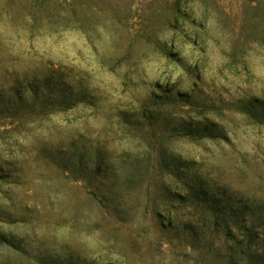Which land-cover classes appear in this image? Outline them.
Wrapping results in <instances>:
<instances>
[{
  "label": "rangeland",
  "instance_id": "374dc122",
  "mask_svg": "<svg viewBox=\"0 0 264 264\" xmlns=\"http://www.w3.org/2000/svg\"><path fill=\"white\" fill-rule=\"evenodd\" d=\"M0 264H264V0H0Z\"/></svg>",
  "mask_w": 264,
  "mask_h": 264
},
{
  "label": "trees",
  "instance_id": "16d2710c",
  "mask_svg": "<svg viewBox=\"0 0 264 264\" xmlns=\"http://www.w3.org/2000/svg\"><path fill=\"white\" fill-rule=\"evenodd\" d=\"M63 86H64L66 89L69 88V86H68L67 84H65V85H63ZM64 87H63V88H64ZM65 88H64V90H66Z\"/></svg>",
  "mask_w": 264,
  "mask_h": 264
}]
</instances>
